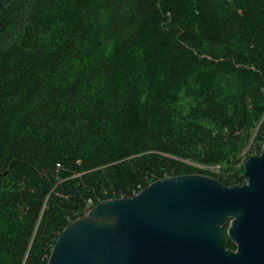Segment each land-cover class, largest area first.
<instances>
[{
  "label": "trees",
  "instance_id": "obj_1",
  "mask_svg": "<svg viewBox=\"0 0 264 264\" xmlns=\"http://www.w3.org/2000/svg\"><path fill=\"white\" fill-rule=\"evenodd\" d=\"M263 115L264 0H0V264L156 180L244 184Z\"/></svg>",
  "mask_w": 264,
  "mask_h": 264
},
{
  "label": "water",
  "instance_id": "obj_2",
  "mask_svg": "<svg viewBox=\"0 0 264 264\" xmlns=\"http://www.w3.org/2000/svg\"><path fill=\"white\" fill-rule=\"evenodd\" d=\"M243 177L231 187L202 175L168 177L85 207L46 264H264V141Z\"/></svg>",
  "mask_w": 264,
  "mask_h": 264
},
{
  "label": "rangeland",
  "instance_id": "obj_3",
  "mask_svg": "<svg viewBox=\"0 0 264 264\" xmlns=\"http://www.w3.org/2000/svg\"><path fill=\"white\" fill-rule=\"evenodd\" d=\"M263 117H264V115H263ZM259 125H260V122L256 125V127L253 130H250V132H249V138L246 141V144L244 145V147L242 148V150H240V152L238 154V161L236 162V164L234 166V169L236 171H240L241 170V167H242V173H243L244 161L247 158H249L251 156H254L255 154L252 155L251 153H255V151H257V147L262 146L263 142L261 144V139H258L256 142L254 141L255 135H256L257 130L259 128ZM224 167H228V166H224ZM223 169H224L223 167L220 168V166H216V167H212V168H207L206 170H208L210 173H214V174H219V173H222V172L224 174H226L228 171H224ZM210 178H212V177H210ZM223 236L225 238H227V236H226V227H225V229L223 231Z\"/></svg>",
  "mask_w": 264,
  "mask_h": 264
}]
</instances>
